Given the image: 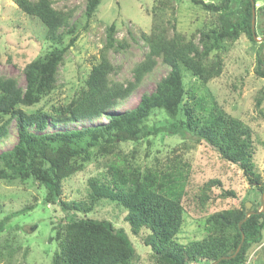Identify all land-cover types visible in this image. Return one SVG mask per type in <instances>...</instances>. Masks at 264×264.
Here are the masks:
<instances>
[{"label":"trees","instance_id":"1","mask_svg":"<svg viewBox=\"0 0 264 264\" xmlns=\"http://www.w3.org/2000/svg\"><path fill=\"white\" fill-rule=\"evenodd\" d=\"M20 11L37 19L43 26V38L49 45L22 69L24 85L15 78L0 76V139L14 121L16 141L0 152V179L31 178L45 189L44 201L58 204L64 212L55 227L56 248L51 264H134L139 254L129 235L108 219L89 217L99 200L116 202L126 210L124 217L132 235L142 234L143 244L150 249L151 264H211L222 256H231L244 235L235 256L219 259L215 264H250L249 253L264 241V211L261 193L264 181L253 159L254 145L250 127L228 114L210 95L197 94L195 85L206 84L218 77L223 68V55L234 42L245 35L256 44L251 32V0H189L213 15L189 33L177 30L171 22L172 35L164 25L166 9L173 13L174 0H154L149 10L152 17L149 32H141L147 46L144 58L132 68V80L112 81L114 71L108 60L109 50L117 51L124 44L116 40V25H105V40L99 58L88 70L83 85L64 103L51 104L49 109L28 110L48 96L56 85V71L64 53L78 36V23L70 22L71 10L52 6L51 0H12ZM102 0H86L82 13L86 28ZM256 2V0H254ZM263 14V15H262ZM262 15V20L258 16ZM255 33L264 35V5L255 7ZM257 36V33H256ZM197 37V38H196ZM195 38L197 41H195ZM258 44H264L262 39ZM169 67L149 94H142L130 109L111 112L119 101L130 96L144 76L152 71L157 59ZM264 51H258L255 73L264 78ZM188 74L195 82L184 80ZM198 82V83H197ZM264 98V90L256 97V106ZM161 111L171 121L167 126L149 128L145 122L154 111ZM107 117L92 126L47 130L48 125H67L81 120ZM170 130L172 134L191 137L214 148L230 163H238L247 182L257 191L252 200L212 211L204 217L205 235L181 243L177 235L184 222L188 174L180 167L141 170L132 155L120 149L121 142L137 143L143 138ZM183 144L182 146L186 145ZM101 163L99 172L87 178L84 200L61 199L62 183L81 170L89 161ZM220 179L203 183L199 204L207 201L211 186H220ZM221 196L236 197L232 189H223ZM253 211L245 220V202ZM9 217L0 219V232ZM241 222L240 227L238 223ZM142 230V232H141Z\"/></svg>","mask_w":264,"mask_h":264},{"label":"rangeland","instance_id":"2","mask_svg":"<svg viewBox=\"0 0 264 264\" xmlns=\"http://www.w3.org/2000/svg\"><path fill=\"white\" fill-rule=\"evenodd\" d=\"M52 6L60 10H71L70 22L78 23V36L75 43L64 53L63 61L56 71V85L53 91L38 103L24 107L28 110L51 104L64 103L83 85L90 67L97 62L99 51L105 40V25L114 22L115 37L124 46L117 51L109 50L108 60L114 71L109 74L112 81L132 80V68L144 58L147 46L141 39V32H149L152 17L148 14L154 0H102L86 28L82 13L86 0H51ZM213 2L217 0H204ZM173 13L167 8L164 19L167 34L173 33L171 22L177 30L187 35L212 20L213 15L205 12L189 0H174ZM264 5V0H256L255 7ZM263 15V14H262ZM259 15L258 20L263 16ZM256 22V20H255ZM257 37L263 35L257 31ZM197 38V37H196ZM195 38V41L197 39ZM263 39V38H262ZM251 42L241 35L231 49L223 55V68L218 77L206 84L195 85L198 94L214 97L219 105L230 115L247 124L252 132L254 145L253 159L262 181H264V98L256 106V97L264 90V78L255 73L258 51H264V44ZM48 41L43 38L41 23L19 10L12 0H0V76L15 78L18 85H24L23 67L33 58L45 52ZM169 67L158 58L150 73L127 98L118 102L111 112L118 113L132 108L142 94H149L156 82L165 76ZM184 80L195 82L188 74ZM107 117L81 120L67 125L49 124L47 130L79 128L106 122ZM169 119L161 111H154L145 121L149 128L167 126ZM186 145L182 146L183 144ZM16 141L14 121L7 126V132L0 139V152L10 149ZM122 152L130 155L132 151L136 165L144 170L180 167L188 174L187 192L184 197V222L177 239L186 243L191 239H201L205 235L204 217L207 213L237 205L243 200H252L257 196L238 163L223 160L218 152L204 142H194L191 137L172 134L170 130L160 131L141 139L137 143L121 142ZM101 163L89 161L62 183L61 199L65 201L84 200L87 193V178L99 172ZM210 178L220 179V186H211L208 199L202 205L194 198L199 194L203 183ZM223 189H232L236 197L221 196ZM45 189L35 180L0 179V219L9 217L0 232V264H51V256L56 248L55 227L64 212L58 204L44 201ZM252 207V203L250 208ZM261 209V208H260ZM126 210L116 202L99 200L95 203L89 217L108 219L116 227H122L139 254L134 264H151L150 249L143 244L142 234L132 235L124 217ZM142 232V230H141ZM250 264H264V241L249 253Z\"/></svg>","mask_w":264,"mask_h":264},{"label":"water","instance_id":"3","mask_svg":"<svg viewBox=\"0 0 264 264\" xmlns=\"http://www.w3.org/2000/svg\"><path fill=\"white\" fill-rule=\"evenodd\" d=\"M251 11H252V18H251L252 37H253L254 40L261 41L262 38L264 39V35L262 37L258 38L256 36V33H255V2H254V0H251ZM263 68H264V62H263ZM250 206H251V202L250 201H246L245 202V211H246V213H245V217L243 218V220H245L250 214L253 213V211L249 210ZM260 211H264V190L261 193V209L258 212H260ZM240 224H241V222L238 223V227H240ZM243 239H244V235H243V233H241V240H240V243L238 244L235 252L231 256H222L219 259L229 258V257L235 256V254L238 252V250L241 247ZM219 259L215 260L211 264H215L216 262L219 261Z\"/></svg>","mask_w":264,"mask_h":264}]
</instances>
